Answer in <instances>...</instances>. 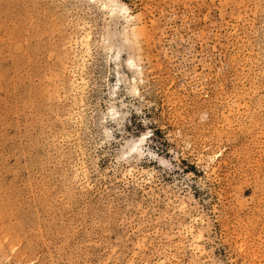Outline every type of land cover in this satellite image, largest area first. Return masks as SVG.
<instances>
[{"label": "rangeland", "instance_id": "374dc122", "mask_svg": "<svg viewBox=\"0 0 264 264\" xmlns=\"http://www.w3.org/2000/svg\"><path fill=\"white\" fill-rule=\"evenodd\" d=\"M118 1L0 0V264H264V0Z\"/></svg>", "mask_w": 264, "mask_h": 264}, {"label": "bare ground", "instance_id": "6f19581e", "mask_svg": "<svg viewBox=\"0 0 264 264\" xmlns=\"http://www.w3.org/2000/svg\"><path fill=\"white\" fill-rule=\"evenodd\" d=\"M110 1L112 2V5H113L112 7L113 15L116 18L123 17L127 20V22H129L132 16L129 13V8L127 7V5L124 3H121V1L119 2L118 0H110ZM128 31L132 32V34L135 35V32L133 31V28L131 26H127L125 28V32H128ZM129 62L131 63V67L137 66V63L134 59H130ZM142 140H144V138H142ZM137 149H138V145L137 143H134V145L131 147V151H136Z\"/></svg>", "mask_w": 264, "mask_h": 264}]
</instances>
